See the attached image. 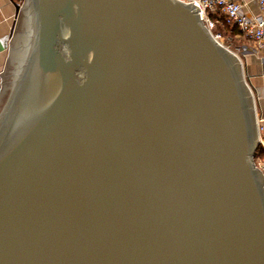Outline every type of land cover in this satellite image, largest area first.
<instances>
[{
	"label": "water",
	"instance_id": "95a60500",
	"mask_svg": "<svg viewBox=\"0 0 264 264\" xmlns=\"http://www.w3.org/2000/svg\"><path fill=\"white\" fill-rule=\"evenodd\" d=\"M193 3L16 4L0 264H264L255 101Z\"/></svg>",
	"mask_w": 264,
	"mask_h": 264
},
{
	"label": "built area",
	"instance_id": "2783aa9c",
	"mask_svg": "<svg viewBox=\"0 0 264 264\" xmlns=\"http://www.w3.org/2000/svg\"><path fill=\"white\" fill-rule=\"evenodd\" d=\"M187 3H192L198 6L200 17L209 31L213 34L214 38L225 45L230 51L237 54L238 60L242 64L244 78L248 84L252 95L255 97V110L257 117V130L259 149L264 150V119L260 116L261 109L257 105L255 91L251 87L250 76L245 70V59L248 55L261 56L264 53V0H256L261 11L260 18L250 17L244 5L237 0H183ZM236 29V35L227 37L228 42L225 44L224 35L221 31H217L218 22ZM238 37V39H237ZM243 40L244 43L236 46L235 42ZM246 42L252 44L249 45ZM256 166L261 170L264 175V162L261 161L260 156L254 158Z\"/></svg>",
	"mask_w": 264,
	"mask_h": 264
},
{
	"label": "crops",
	"instance_id": "0c3cea01",
	"mask_svg": "<svg viewBox=\"0 0 264 264\" xmlns=\"http://www.w3.org/2000/svg\"><path fill=\"white\" fill-rule=\"evenodd\" d=\"M237 1L244 5L250 17H261V11L256 0ZM16 4L21 5L20 2L14 0H0V80L2 79V72L6 68L10 53V41L13 38L19 18ZM236 41L238 42V40ZM245 62L246 73L250 76L256 102L261 109L260 116L264 119V53L261 56L248 55Z\"/></svg>",
	"mask_w": 264,
	"mask_h": 264
},
{
	"label": "trees",
	"instance_id": "16d2710c",
	"mask_svg": "<svg viewBox=\"0 0 264 264\" xmlns=\"http://www.w3.org/2000/svg\"><path fill=\"white\" fill-rule=\"evenodd\" d=\"M16 2H20L23 0H14ZM217 31H221L225 36H229V35H236L237 30L236 29H232L230 26L222 23L221 21L218 22V26H217ZM256 156H260L261 158H264V150H262L261 148L257 150L255 157Z\"/></svg>",
	"mask_w": 264,
	"mask_h": 264
},
{
	"label": "rangeland",
	"instance_id": "374dc122",
	"mask_svg": "<svg viewBox=\"0 0 264 264\" xmlns=\"http://www.w3.org/2000/svg\"><path fill=\"white\" fill-rule=\"evenodd\" d=\"M20 3H21V5H23V4L25 3V0L20 1ZM223 35H224V34H223ZM229 36H230V35H229ZM227 37H228V36H225V35H224V41H223V43H225V44L228 42ZM235 43H236V44H235L236 46H240V45H242V43H244V41H243V40H240V42H237V41H236ZM246 43L249 44V45H251V44L248 43V42H246ZM2 82H3V78L0 80V91H1V89H2ZM251 87L253 88L252 85H251ZM253 89H254V88H253ZM253 98H254V97H253ZM258 149H259V147H258ZM258 149H257V150H258ZM261 149H262V148H261ZM261 161L264 162V158H261Z\"/></svg>",
	"mask_w": 264,
	"mask_h": 264
},
{
	"label": "bare ground",
	"instance_id": "6f19581e",
	"mask_svg": "<svg viewBox=\"0 0 264 264\" xmlns=\"http://www.w3.org/2000/svg\"><path fill=\"white\" fill-rule=\"evenodd\" d=\"M220 45H222V44H220ZM223 46V48L225 49V50H227L228 52H230V53H232V55L236 58V60H238L237 58V54L236 53H234V52H232V51H230L225 45H222ZM240 64H241V62H240ZM241 67H242V64H241ZM253 94V93H252ZM253 97H254V95H253ZM253 100L255 101V97L253 98ZM255 115H256V110H255Z\"/></svg>",
	"mask_w": 264,
	"mask_h": 264
}]
</instances>
